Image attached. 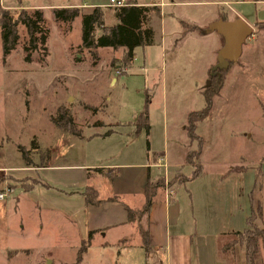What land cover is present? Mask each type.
<instances>
[{
  "label": "rangeland",
  "instance_id": "374dc122",
  "mask_svg": "<svg viewBox=\"0 0 264 264\" xmlns=\"http://www.w3.org/2000/svg\"><path fill=\"white\" fill-rule=\"evenodd\" d=\"M22 1L25 8L44 9L51 33L49 55L43 63L25 62L21 48L4 59L0 34V193L6 192L0 200V264H47L49 260L50 264H155L141 246H131L130 255L125 252L126 239H133L131 225L94 236L84 251V241L70 221L59 223L55 216L41 213L22 188L9 191L18 180L8 169L24 166L26 158L35 167L50 160L59 165L82 164L88 152L96 161L104 159L106 151L98 155L100 149L88 148L81 137L125 131L126 124L120 123L134 121L142 113L149 115L150 139L157 149L165 150L163 159L175 167L170 169V180L178 178L170 187L185 185L184 178L191 177L194 167L188 154L192 152L195 163L202 164V176L189 187L192 196L185 188L179 192L187 215L194 204L198 232L245 228L250 204L246 188L256 181L254 195L263 204V219L256 222L264 225V22L250 23L254 34L243 45L240 58L220 73L223 85L218 93L213 91L209 114L194 118L198 121L193 130L189 115L204 109L207 88L219 86V79H211L210 73L218 65L225 40L216 31H205L212 24L210 17L222 6L185 5L180 8L183 17L172 8L155 16L151 24L154 42L135 48V58L124 67L123 48L97 49L95 62L86 49H78L79 20L70 31L55 23L53 8L69 0ZM96 1L108 4L110 0ZM2 4L15 9L19 2ZM242 10L255 21L256 13L264 14V4L247 3ZM190 18L205 20L202 26L197 22L203 28L197 29L200 33L187 31L193 24ZM105 21L107 26L116 22L110 11ZM79 57L84 58L78 61ZM86 105L98 110L94 113ZM61 109L73 116L79 135L55 125L52 117ZM134 144L136 150H148L144 134ZM247 167L246 175L229 174ZM221 251L218 257L225 264ZM237 254L229 259L232 264H242L243 250Z\"/></svg>",
  "mask_w": 264,
  "mask_h": 264
},
{
  "label": "crops",
  "instance_id": "0c3cea01",
  "mask_svg": "<svg viewBox=\"0 0 264 264\" xmlns=\"http://www.w3.org/2000/svg\"><path fill=\"white\" fill-rule=\"evenodd\" d=\"M0 1L3 7L13 8L12 6L3 5L2 2H5V0ZM18 2L19 5L18 7L15 6L16 8L26 7L23 5L22 0H18ZM247 3L263 5L264 0H131L130 4L158 8L150 14L149 25L151 27L155 16L161 17L162 14L165 15L167 9L170 8L180 12L179 14L183 17L180 8L185 5L209 4L222 6V10L217 11L214 16L210 17L211 23L219 19L232 21L239 17L247 23L263 22L264 14L259 15L260 13H256L257 20L255 21H251L245 16L242 7ZM96 6L107 10V13L110 11L114 16L113 11L109 9L110 1L108 4H104L96 0H69L60 7H82L85 10H91ZM115 21L112 25L118 23L116 18ZM189 21L193 22V24L190 23L189 25L196 29L187 28V31L193 32L192 30H194L200 33L197 29L202 30L203 28L201 29L197 22L202 26L205 20L200 22L190 18ZM114 81L115 79L112 77L109 83L113 84ZM129 122L131 121L120 123L122 126L126 124L125 131L118 129L112 130L110 133H96L81 137L86 140L88 148L100 149L97 153L98 155H101V150L106 151L108 155L104 156V159L100 161H96L95 156L92 157L90 152H88L86 155L87 162H82V164L59 165L50 160L36 165V167L24 164V166L17 169L12 170V168H9V174L18 180L17 185L11 191L13 192L15 188H22L24 194H27L31 203H33V207H36L41 213H45L49 218L55 216L59 223H68L70 221L83 241L87 240L90 231H97L93 237L100 233L105 236L109 233V230L115 227L131 225L130 232L133 239L129 238L126 239L128 241H125L129 242L125 244L127 246L125 252L130 255L133 247H142L143 243L140 223L128 221L130 207L134 209H142L144 207L145 186L148 182L149 174L153 179H159L164 176L167 181H170V169H175V167L169 160L165 161L163 159L165 150L157 149L152 138L150 139L153 132L150 122L151 131L149 136H147L145 130L141 131L139 135L135 126L128 124ZM143 134L147 138L149 137L150 144L149 150L144 147L145 152L144 148L136 150V144H134L135 138H140ZM180 165L178 163L176 166ZM98 168H103L105 172H97ZM249 168L247 167L242 172L230 171L229 174L233 173L236 176L237 173H243L246 175ZM262 171H264V166H262ZM107 173H110L113 178ZM256 173L257 171L253 177ZM196 179L186 182L185 185H179L176 189L170 187L171 185L160 188L149 215L143 218L145 219L144 221H147L145 229L149 230L151 246L153 247L151 251H145L146 257H153L155 264H195V261L197 264H224L218 257L221 251V249L219 250V237L223 232L215 233L213 231L210 232V230L207 233L198 232L201 230L199 229V223L195 219L194 204L189 207L187 215L179 200L180 188L187 189L189 195L191 194L192 196V190L189 187ZM256 182L253 187L250 182V188H246L248 197L254 192L253 188ZM24 186H29V189H25ZM86 186H91L99 192L101 202L98 205L87 203L85 195L80 193ZM19 200L20 198H18ZM245 213L248 219L251 216V203L246 207ZM188 216L192 218V221ZM126 236L129 237L128 235Z\"/></svg>",
  "mask_w": 264,
  "mask_h": 264
},
{
  "label": "trees",
  "instance_id": "16d2710c",
  "mask_svg": "<svg viewBox=\"0 0 264 264\" xmlns=\"http://www.w3.org/2000/svg\"><path fill=\"white\" fill-rule=\"evenodd\" d=\"M244 1V0H243ZM256 1V0H254ZM114 13L118 23L114 25H106L105 16L107 10L100 6L93 7L91 10H85L82 7H56L53 8V20L60 26H66L67 30H72L75 21L81 22L80 36L81 41L78 44V49H86L92 58H95V51L100 48H123L125 55L123 58L124 67L127 66L135 58V48L145 45H151L154 42V31L149 25L150 14L158 8H152L146 5H124L123 7L111 6L109 7ZM108 9V10H109ZM264 22V21H263ZM262 22V23H263ZM190 29H196L190 27ZM101 33L98 34V31ZM51 33L50 25L45 16L44 9L38 7L24 8L19 7L10 9L3 7L0 4V34L2 40V55L4 59L11 56L18 48L22 49L25 62H39L43 63L49 55V36ZM84 57H79L77 60H83ZM225 69H218L210 73V78L218 81L220 73ZM219 86L215 88H207L205 92L206 105L201 111L192 112L189 115V122L192 129H196V122L194 118H204L209 114L212 107L213 91L218 93L223 82L219 79ZM214 88V90H213ZM94 113L98 107H90ZM57 127L68 129L73 134L79 135L75 130V121L73 116L69 114L67 109L59 110L58 115L52 117ZM101 124V122H100ZM135 126L136 132L139 134L145 130L149 136L151 128L149 123V115L142 113L136 120L129 122ZM102 125V124H101ZM148 150L150 144L147 138ZM201 154L198 150L197 157ZM193 153L187 155L189 164L194 167L191 177H185L184 182H190L202 174V164L200 161L195 163L192 158ZM26 163L29 166H34L32 160L26 158ZM200 159V158H199ZM97 172H105L103 168H98ZM111 178L113 176L107 173ZM178 177L175 176L173 180L167 181L166 177L153 179L149 174L148 182L145 186V203L142 209L131 208L128 211V221H137L140 223V232L143 237L142 247L146 252L151 248V237L149 230L142 226V218L148 216L154 200L160 191V188H165L167 185L175 182ZM180 179V178H179ZM178 181V180H177ZM29 189V186H24ZM84 194L87 203L98 205L101 202L99 192L91 186H86L81 192ZM251 216L247 219V226L243 229L233 231H223L220 235V249L221 257L226 259L228 264L233 263V257L237 258L239 249L243 250L242 264H264V225H259L256 221L263 219V204L258 200L254 192L250 194ZM95 231H90L87 240H84V251L93 239ZM88 242V243H87ZM225 263V264H226Z\"/></svg>",
  "mask_w": 264,
  "mask_h": 264
},
{
  "label": "water",
  "instance_id": "95a60500",
  "mask_svg": "<svg viewBox=\"0 0 264 264\" xmlns=\"http://www.w3.org/2000/svg\"><path fill=\"white\" fill-rule=\"evenodd\" d=\"M213 31L222 34L225 40L219 53L218 65L212 70L213 72L226 69L231 65L230 63L238 60L243 53V45L254 34L252 25L240 17L232 21L219 19L213 22L205 32ZM50 263L49 260L47 264Z\"/></svg>",
  "mask_w": 264,
  "mask_h": 264
},
{
  "label": "built area",
  "instance_id": "2783aa9c",
  "mask_svg": "<svg viewBox=\"0 0 264 264\" xmlns=\"http://www.w3.org/2000/svg\"><path fill=\"white\" fill-rule=\"evenodd\" d=\"M131 3V0H110V5L111 6H118V7H123L124 5H129ZM11 191V190H9ZM6 196L5 193H0V199H4Z\"/></svg>",
  "mask_w": 264,
  "mask_h": 264
}]
</instances>
